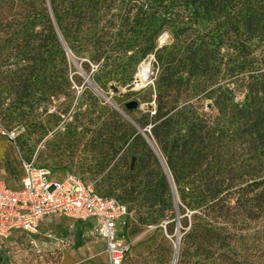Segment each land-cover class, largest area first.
Returning <instances> with one entry per match:
<instances>
[{
  "label": "rangeland",
  "instance_id": "374dc122",
  "mask_svg": "<svg viewBox=\"0 0 264 264\" xmlns=\"http://www.w3.org/2000/svg\"><path fill=\"white\" fill-rule=\"evenodd\" d=\"M42 1L0 0V174L10 186L18 185L22 158L52 169L53 179L70 172L93 181L101 193L123 200L128 208L116 230L117 237L127 243L124 264H143L144 259L149 264H171L175 241L188 228V209L178 196L176 206L169 184L167 200H160L155 192L159 176L152 169L156 165L166 176L167 166L146 122L156 106L161 71L154 51L173 43L171 20L175 17L192 26L194 33L174 58L179 67L174 78L188 88L184 96L191 101L196 99L197 88L192 85L197 77L188 74L185 56L201 40L212 51L210 64L215 66L208 72L207 83L215 86L217 80L224 83L236 74L264 72V0H213V14L202 12L201 7L194 13L177 5L170 15L164 13L170 0H111L98 22L88 20L71 27L73 51L67 54L62 46L66 59L61 77L56 78L61 84L54 88L47 77L35 78ZM156 26L160 27L155 49L143 56L142 48ZM109 41L114 43L110 56L120 59L112 71L100 69L102 58L97 60L93 43ZM16 67H22L21 79L31 80L29 91L18 86ZM144 69H150L148 80L142 78ZM112 86L118 87L117 92ZM28 99L33 100L31 106H26ZM133 99L138 106L129 110L125 103ZM209 105L203 99L199 110ZM137 133L150 152L134 137ZM67 222L38 234H13L1 247L0 264H107L104 242L91 228L71 230L75 231L74 247L57 244L54 237H64ZM253 226L255 231L264 228L262 222ZM181 247L182 238L178 251ZM258 252L263 254L255 255L254 264H264V240Z\"/></svg>",
  "mask_w": 264,
  "mask_h": 264
},
{
  "label": "trees",
  "instance_id": "16d2710c",
  "mask_svg": "<svg viewBox=\"0 0 264 264\" xmlns=\"http://www.w3.org/2000/svg\"><path fill=\"white\" fill-rule=\"evenodd\" d=\"M110 2L46 0V8L42 1L43 29L35 78L43 81L47 77L48 82L52 81V88L61 84L56 78L61 77L66 59L62 46L65 43L73 51L71 27L88 20L98 22ZM170 2L165 14L175 12L177 5L191 8L194 13L200 12L199 7L206 14L216 10L213 0ZM171 21L173 43L154 51L156 68L161 71L157 73L156 106L147 114L146 122L150 123V135L165 161L178 199L188 209V228L181 237L177 264H254L255 255L263 254L258 249L259 242L264 240V228L255 231L253 226L259 222L264 224V72L236 74L224 83L217 80L215 86L212 81L207 83L208 72L215 66L210 64L212 51L201 40L185 56L190 67L188 74L197 77L192 85L197 88L196 99L191 101L184 96L188 88L174 78L179 70L174 58L194 31L178 17ZM159 27L151 29L149 42L142 48L143 56L155 49ZM197 36L192 38V44L196 43ZM93 43L97 60L102 58L101 70L112 71L120 65L118 56L112 58L109 53L114 43ZM15 72H19L18 86L22 91H29L31 80L25 76L21 79L22 67H16ZM203 99L209 100L210 105L200 111L199 102ZM32 104L33 100L28 99L26 106ZM134 137L140 138L151 151L139 133ZM152 170L159 176L154 184L156 195L160 200H167L169 179L156 165ZM95 190L110 195L101 193L96 184ZM143 264H149L148 260L144 259Z\"/></svg>",
  "mask_w": 264,
  "mask_h": 264
},
{
  "label": "built area",
  "instance_id": "2783aa9c",
  "mask_svg": "<svg viewBox=\"0 0 264 264\" xmlns=\"http://www.w3.org/2000/svg\"><path fill=\"white\" fill-rule=\"evenodd\" d=\"M20 161L22 176L18 186H10L0 176V249L12 232L38 234L43 218L59 213L73 221L92 220L93 232L104 240L107 264H122L127 243L117 237L116 230L128 212L126 205L114 196L99 194L93 181L75 173L53 179L50 168L28 159ZM54 239L57 244L73 245L68 237Z\"/></svg>",
  "mask_w": 264,
  "mask_h": 264
},
{
  "label": "crops",
  "instance_id": "0c3cea01",
  "mask_svg": "<svg viewBox=\"0 0 264 264\" xmlns=\"http://www.w3.org/2000/svg\"><path fill=\"white\" fill-rule=\"evenodd\" d=\"M21 176H22V174H21ZM21 176H20V178H21ZM20 180V179H19ZM20 182H21V180L19 181V184H20ZM18 184V185H19ZM18 185H16V186H18ZM12 186V185H11ZM15 187V186H14ZM64 220H67L68 222H67V232H66V234H64V237H68V238H70L71 239V241H73V245H71L72 247H74L75 246V243H76V241L74 240V237H73V233L75 232H71V230H74L75 228H82V227H86V228H91L92 229V220H90V221H86V222H80V221H76V220H72V219H70L69 217H67V216H65V215H62V214H49V215H46L44 218H43V220L40 222V224H39V226H40V230H39V233L40 232H42L44 229H46L47 227H50V228H54V229H56V228H58L60 225H61V223H62V221H64ZM15 233H23V234H26V233H24V232H21V231H18V230H16V231H14V232H12V235L13 234H15ZM12 235H10L9 237H8V239L12 236ZM7 239V240H8ZM6 240V241H7ZM102 240V239H101ZM5 241V242H6ZM103 242H104V240H103ZM104 245H105V243H104ZM0 251H3L2 249H0Z\"/></svg>",
  "mask_w": 264,
  "mask_h": 264
},
{
  "label": "water",
  "instance_id": "95a60500",
  "mask_svg": "<svg viewBox=\"0 0 264 264\" xmlns=\"http://www.w3.org/2000/svg\"><path fill=\"white\" fill-rule=\"evenodd\" d=\"M58 34H59V32H58ZM63 43H64V42H63ZM64 48H65V50L67 51V54L70 53V51L67 49L65 43H64ZM112 88H113V91L117 92L118 87L112 86ZM137 106H138V101L135 100V99L130 100V101H128V102L125 103V107H126L127 109H129V110H131V109H133V108H136ZM144 131H145V130H144ZM143 135L147 138L148 143H149L151 146H153L152 143H151V141H150V140L148 139V137L146 136V134L143 133ZM164 168H165V174H166V176L168 177L169 182H170L171 190H172V192H174V199H175V202H176V201H177V192L175 191L174 183H173V181H172V178H171V176H170V174H169L168 169H167L166 167H164ZM177 238H178V244H180V243H181V236H178ZM173 254H174V255H173V260H172V263H171V264H177L178 257H179L178 249L176 250V252L174 251Z\"/></svg>",
  "mask_w": 264,
  "mask_h": 264
},
{
  "label": "bare ground",
  "instance_id": "6f19581e",
  "mask_svg": "<svg viewBox=\"0 0 264 264\" xmlns=\"http://www.w3.org/2000/svg\"><path fill=\"white\" fill-rule=\"evenodd\" d=\"M149 76H150V69H144L142 71V78H143V80H148ZM177 249H178V241H175L174 251L176 252ZM174 251H173V253H174Z\"/></svg>",
  "mask_w": 264,
  "mask_h": 264
}]
</instances>
